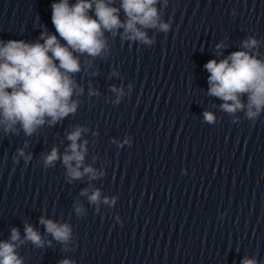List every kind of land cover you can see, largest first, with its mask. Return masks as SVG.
I'll return each mask as SVG.
<instances>
[{"label": "clouds", "instance_id": "9594fccd", "mask_svg": "<svg viewBox=\"0 0 264 264\" xmlns=\"http://www.w3.org/2000/svg\"><path fill=\"white\" fill-rule=\"evenodd\" d=\"M158 2L120 0L119 7H116L114 0H76L71 4L69 0H58L51 5V20L60 39L45 30L36 42L0 40V128L5 133H15L19 126L25 135L32 136L46 123L55 125L70 114H75L80 101L73 97L84 92L74 79V74L81 72L79 56L87 54L96 58L104 55L108 49L106 33L113 37L120 35L122 40L151 44L153 41L146 29L169 30V24L160 18L156 7ZM121 10L124 20L120 18ZM61 40L65 43H61ZM259 43L254 37H249L242 42V48L246 50L234 51L219 62L213 59L204 65L210 74L208 95L223 101L221 109L224 112L235 114L244 111L246 118L253 122L264 112V60L247 50L257 47ZM222 47H225L222 43L217 45L218 49ZM112 91L122 94V90L114 86ZM90 95L98 93L92 90ZM245 95L246 102L241 99ZM116 103H119V97ZM203 116L208 123L215 122L213 113L205 111ZM86 131V128L77 126L67 135L70 144L62 156L56 147L50 153L43 154L44 166L51 167L61 160L69 182L84 175L90 179L102 175L93 167L84 165L88 141H79ZM18 153L24 156L26 162L32 158L25 156L23 149H19ZM81 195L87 196L92 204L98 205L101 201L100 189H94L89 194L86 188ZM103 202L114 203V199L110 201L105 197ZM75 210L77 214L83 211L81 207ZM40 223L62 245L66 246L71 241L72 229L67 223H57L44 217L40 218ZM26 241L38 248H43L46 243L51 244V241L43 240L31 224L25 223L23 239L19 229L12 228L9 240L0 241V264H23L16 249ZM60 264L74 262L65 258ZM241 264L258 262L245 257Z\"/></svg>", "mask_w": 264, "mask_h": 264}]
</instances>
